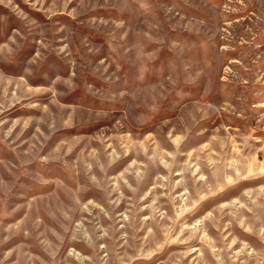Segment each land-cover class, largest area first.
<instances>
[{"label":"rangeland","instance_id":"rangeland-1","mask_svg":"<svg viewBox=\"0 0 264 264\" xmlns=\"http://www.w3.org/2000/svg\"><path fill=\"white\" fill-rule=\"evenodd\" d=\"M0 264H264V0H0Z\"/></svg>","mask_w":264,"mask_h":264}]
</instances>
